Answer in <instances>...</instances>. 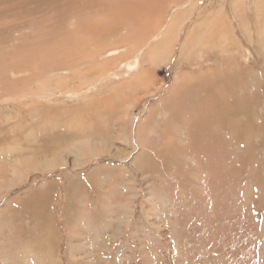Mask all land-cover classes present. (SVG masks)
I'll list each match as a JSON object with an SVG mask.
<instances>
[{
    "label": "rangeland",
    "instance_id": "1",
    "mask_svg": "<svg viewBox=\"0 0 264 264\" xmlns=\"http://www.w3.org/2000/svg\"><path fill=\"white\" fill-rule=\"evenodd\" d=\"M0 264H264V0H0Z\"/></svg>",
    "mask_w": 264,
    "mask_h": 264
},
{
    "label": "bare ground",
    "instance_id": "2",
    "mask_svg": "<svg viewBox=\"0 0 264 264\" xmlns=\"http://www.w3.org/2000/svg\"><path fill=\"white\" fill-rule=\"evenodd\" d=\"M86 1H87V0H86ZM115 1H116V0H115ZM82 2H83V1H82ZM120 2H122V1H120ZM117 3H118V1H117ZM87 5H88V4H87ZM152 5H153V4H152ZM126 6H127V5H126ZM119 8H120V7H119ZM121 8H122V7H121ZM139 8H140V7H139ZM131 11H132V10H131ZM136 12H137V11H136ZM130 13H131V12H130ZM134 13H135V11H133V14H134ZM133 14H132V15H133ZM129 15H130V14H129ZM132 15H131V16H132ZM131 16H130V17H131ZM134 16H135V14H134ZM136 17H137V16H136ZM126 18H127V17H126ZM128 18H129V17H128ZM131 18H133V17H131ZM131 18H130V20H131ZM137 18H139V17H137ZM134 19H135V18H134ZM178 19H179L178 17H175L173 21H172V20L170 21V23L168 24V27H169V31H168V33H169L172 29H173V30L175 29V27L177 26V25H176V21H177ZM183 20H184V19H183ZM184 21H185V20H184ZM135 23H136V22H135ZM132 24H133V23H132ZM178 25H180V24H178ZM136 26H138V24H137ZM161 33H162V32H161ZM158 34H159V31H158ZM165 36H166V35H165ZM161 37H162V36H161ZM138 39H139V38H138ZM154 39H155V37H154ZM156 39H157V38H156ZM126 40H127V39H126ZM136 41H138V40H136ZM163 41H164V40H163ZM165 41H167V40H165ZM156 42H157V41H156ZM159 44H160V43H159ZM135 46L137 47V45H135ZM138 47H140V46H138ZM138 49H139V48H138ZM138 49H137V50H138ZM134 51H136V49H135ZM150 51H151V50H150ZM114 52H115V51H114ZM105 53H106V52H105ZM136 53H138V52H136ZM152 53H153V52H152ZM152 53H151V54H152ZM103 54H104V53H103ZM133 54H134V53H133ZM146 54H147V53H146ZM149 54H150V52L148 53V56H149ZM137 57H138V56H137ZM137 57H136V58H137ZM146 58H148V57H146ZM146 58L142 59V62H138L139 60H138V61H135L134 66H132V65H131V66H130V65H127V66H130L131 71L133 70V68H138L139 65H140V66H144V64L148 61V59H146ZM136 62H137V64H136ZM120 67H121V66H120ZM124 68H125V66H124ZM140 68H141V67H140ZM130 69H129V70H130ZM144 74H146V73H144ZM136 76H137V75H136ZM136 76H135V77H136ZM7 86H8V85H7ZM178 87H179V85H178ZM178 87H177V88H178Z\"/></svg>",
    "mask_w": 264,
    "mask_h": 264
},
{
    "label": "crops",
    "instance_id": "3",
    "mask_svg": "<svg viewBox=\"0 0 264 264\" xmlns=\"http://www.w3.org/2000/svg\"><path fill=\"white\" fill-rule=\"evenodd\" d=\"M24 249H25V245L24 244H21L20 247L17 249V252L22 253V252H24L23 251ZM15 256H16V254H15Z\"/></svg>",
    "mask_w": 264,
    "mask_h": 264
}]
</instances>
